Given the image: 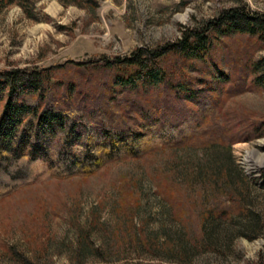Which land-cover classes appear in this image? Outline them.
<instances>
[{
	"label": "rangeland",
	"instance_id": "obj_1",
	"mask_svg": "<svg viewBox=\"0 0 264 264\" xmlns=\"http://www.w3.org/2000/svg\"><path fill=\"white\" fill-rule=\"evenodd\" d=\"M243 8L264 15V0H0V72L62 66L61 82L111 89L123 70L96 62L163 48ZM213 41L207 60L230 75L226 88L243 86L225 95L218 121L236 141L157 151L87 179L36 174L0 195V264H264V90L246 76L264 46L247 35ZM165 60L169 73L209 75L201 62Z\"/></svg>",
	"mask_w": 264,
	"mask_h": 264
},
{
	"label": "trees",
	"instance_id": "obj_2",
	"mask_svg": "<svg viewBox=\"0 0 264 264\" xmlns=\"http://www.w3.org/2000/svg\"><path fill=\"white\" fill-rule=\"evenodd\" d=\"M232 35L254 37L264 46V15L246 8L225 12L203 29L185 30L177 42L163 48L138 49L125 59L93 62L105 70H123L111 89L87 83L77 89L75 82H61L53 73L62 66L0 72V101L6 98L0 115V195L9 194L19 183H31L36 174L59 181L87 179L108 165L202 140L228 149L236 140L227 139L225 127L218 123L220 106L234 87L243 86L240 82L226 88L230 75L207 57L216 46L213 39ZM170 56L191 69L194 62H201L209 69L208 77L191 78L185 66L167 72L163 63ZM93 63L75 66L86 68ZM250 63L246 74L250 86L264 90V59ZM214 86L220 96L213 94ZM121 93L127 97L118 102ZM138 97L144 104L136 107Z\"/></svg>",
	"mask_w": 264,
	"mask_h": 264
},
{
	"label": "bare ground",
	"instance_id": "obj_3",
	"mask_svg": "<svg viewBox=\"0 0 264 264\" xmlns=\"http://www.w3.org/2000/svg\"><path fill=\"white\" fill-rule=\"evenodd\" d=\"M180 19H182V20H185V19H187V15H184L182 18H180Z\"/></svg>",
	"mask_w": 264,
	"mask_h": 264
}]
</instances>
